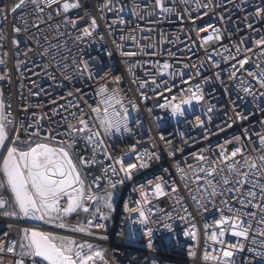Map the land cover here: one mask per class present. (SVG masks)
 Masks as SVG:
<instances>
[{"label": "built area", "instance_id": "1", "mask_svg": "<svg viewBox=\"0 0 264 264\" xmlns=\"http://www.w3.org/2000/svg\"><path fill=\"white\" fill-rule=\"evenodd\" d=\"M16 2L18 0H0V12L6 13V16H0V101L5 105V114L11 113L12 134L15 135V127L21 122L26 127L34 121L40 122V128L28 131H39L41 137L65 132L68 127L65 117L77 124L72 113L79 116L80 109H83L87 114L85 118L92 116L90 109L96 106L99 98L96 95L98 85L104 84L109 89H119L122 103L128 109L130 131L104 137L97 125L95 130L101 131V139L105 143L96 152L98 163L83 168L82 177L91 184L93 190L103 195L108 183L104 169L113 163L104 158L105 148L113 157L127 152L130 146H135L141 155L147 150L160 157L159 160L153 157L147 169L140 170L133 179L117 185L113 209L106 212L109 219L99 221L105 227L88 228L94 235H88L87 232L73 233L43 222L39 226L54 234L69 236L79 243L93 244L94 250L103 252L106 264H205L204 253L214 252L221 247L207 240L205 225H209V233L215 230L214 221L220 215L216 208H222L223 205L219 196L215 201L210 197L201 200L207 185L203 179L194 182L192 169L202 162H198L193 154L202 152L210 161H216L222 145L229 154L234 146H242L246 155H260L257 134L264 133V123H261L264 122V97L260 96L264 89L248 72L258 76L264 71V56L253 43L264 36V17L255 16L256 8L264 7V0H211L209 8L198 10L194 0H189L188 4L183 0H163L165 7L173 9L170 13L157 8L155 0H110L112 10L102 9L105 0H81L82 7L59 15L49 8L37 13L36 6L30 2L13 14L10 9ZM201 2L208 3L209 0ZM49 12L52 13L51 19ZM86 13L97 19L98 28L92 37L75 42L80 31L64 25V18L77 19ZM249 23L251 28L248 27ZM208 25L219 29L221 39L201 46L202 40L198 37L202 38L211 31H205ZM13 26L18 27L20 32H14ZM87 26L88 21L84 20L77 28L82 30ZM13 39L18 41V45L12 44ZM117 45L121 47L117 48ZM236 45H239L241 53L237 59L247 57L248 63L243 69L237 65L235 78H230L236 60L225 61L223 57L228 55L225 47L235 55ZM246 49L254 51L247 52ZM122 52H135L137 55L127 57L122 56ZM215 52L221 55H215ZM81 58L89 62L95 78L89 79L85 75L65 80V75L81 70L82 66L73 67V60L79 62ZM125 61L134 66L132 73H129ZM165 61L172 67L164 76H158L156 63L163 64ZM258 64L261 67L258 68ZM65 65L68 66V72L62 71ZM180 72L184 73L183 78ZM197 72L199 75H196ZM116 76H122L119 85L113 82ZM153 76L161 85L155 92V86L151 84ZM183 80L189 83L184 84ZM142 81H148V85L140 89L139 83ZM163 81H167L171 92L164 90ZM197 83L202 85L205 99L200 104L193 102L192 105L182 106L185 110L183 117H173L170 107H159L165 103V98L171 99L173 95L179 98L181 91ZM242 87H248L252 95L244 92ZM69 92H72L71 96ZM69 101L73 106H69ZM129 101L136 104L135 110ZM178 102L179 99L173 101ZM116 107L119 111V106ZM209 107L213 111L208 112ZM237 113L246 118L238 119ZM197 116L203 121L202 126H197ZM93 123L95 120L90 119L89 125ZM50 129L54 132L50 133ZM246 130L250 135L246 134ZM19 135L22 140L29 139L24 127L20 128ZM161 136L165 139L161 140ZM236 136L241 137L240 142L234 140ZM58 138L67 139L66 136ZM170 151L174 154L169 155ZM72 155L78 163L81 156L92 157V148L84 140H78ZM177 166L183 173L177 171ZM182 174L187 179H182ZM200 175L203 176V173ZM221 175H227L226 168L213 183ZM157 176L163 177L161 183L166 182L167 185L166 194L161 197H156L153 191ZM96 177H100L98 185L92 183ZM107 177L112 182L121 178L113 176L111 171ZM150 180L153 185L148 184ZM142 186L148 204L143 203L140 195ZM172 186L177 187L178 191L172 193ZM246 191L247 188L245 194ZM230 203L240 207L236 200ZM254 203H259V198ZM125 204L129 209L143 210L147 217L146 223L138 222L140 216L137 212L125 211ZM200 204L205 207H200ZM242 210L256 212L257 216L245 217L252 228L249 239L243 241L245 250L235 255L236 264H264V257L255 255V252L264 251L261 247L264 237L255 235L264 229V224L256 222L260 210L255 207ZM89 219H92L91 212L81 211L70 216L69 222L86 224ZM193 224L197 235L195 241L191 239ZM24 227H30L25 219L0 215V240L5 243L19 241L18 230ZM149 229L151 235H145ZM185 231H188V236L184 235ZM6 232L7 237L4 236ZM253 236L255 244L251 243ZM226 239L231 243L237 242V238L230 235ZM149 241L151 248L148 247ZM249 247L254 251L249 252ZM16 251L19 252L18 243ZM189 251L196 255L189 256ZM13 259L11 254H0V264H11ZM27 264H31V260ZM96 264L104 262L97 261Z\"/></svg>", "mask_w": 264, "mask_h": 264}, {"label": "snow or ice", "instance_id": "2", "mask_svg": "<svg viewBox=\"0 0 264 264\" xmlns=\"http://www.w3.org/2000/svg\"><path fill=\"white\" fill-rule=\"evenodd\" d=\"M29 2L36 6L35 11L37 13H43L45 8H49L56 11L57 15L61 14V12L67 13L70 9H79L82 7L81 0H71V2L70 0H18L11 7L10 11L15 14ZM183 2L188 4L189 0H183ZM194 3L196 4L197 10L199 8L206 9L210 7L211 0L208 3H202L201 0H194ZM53 6L57 7L53 8ZM155 6L165 13L173 11L172 8L164 6L163 0H155ZM102 9L112 10L110 0H105ZM120 10L122 9L118 11ZM48 15L49 19H51L52 13L49 12ZM0 16H6V13L0 12ZM255 16L257 18L264 17V7L256 8ZM84 20L88 21V26L82 30L78 29L77 25ZM120 22L123 23L122 20ZM63 24L70 25L73 29L80 31V35L76 37L75 42L92 37L98 28L97 19L91 17L88 13L77 19H69L65 16ZM34 26L38 27V25ZM248 27H252L251 23L248 24ZM208 29H211V31L207 35L202 38L198 37V39L202 40L201 46L221 39L219 29L213 25H208L205 31L207 32ZM13 30L16 33L20 32V29L15 26H13ZM253 43L257 49L261 50L260 54L264 56V36H260ZM12 44L18 45V41L13 39ZM120 47L121 45H117V48ZM235 48L236 53L233 55L225 47L228 55L223 57L225 61L236 60V63L232 65L234 70L229 74L230 78H235L237 65H239L240 69H243L248 63L247 57L237 59L241 55L240 47L236 45ZM246 51L253 52L254 50L246 49ZM121 55L132 57L137 55V53L122 52ZM215 55H221V53L215 52ZM209 59H211V55ZM125 64L128 67L129 73H132L134 66L128 65L127 61H125ZM80 66L82 68L79 72L65 75L64 79L72 80L76 76L83 77L85 75L89 79L95 78L88 61L81 58L77 62L74 59L73 67ZM171 67L167 61L163 64L157 62V75L164 76ZM192 67L195 66L193 65ZM257 67L259 68L261 65L258 64ZM62 71L68 72V66L65 65ZM179 75L183 78L184 73L180 72ZM196 75H199V72ZM248 75L253 79H257L260 88L264 89V71H261L258 76L253 72H248ZM121 79L122 76H116L113 82L119 85ZM133 82L135 83L136 81L134 80ZM183 83L188 84L189 81L183 80ZM151 84L155 86L153 88L154 92L156 88L161 86L157 83L156 76L152 77ZM163 84L165 91H172L167 86V81H163ZM147 85L148 81H142L139 83V88L143 89ZM242 90L252 95V91L248 87H242ZM68 95L71 96L72 92H69ZM96 95L99 98L96 101V106L90 109L92 113L91 117L85 118L87 114L83 109H80L79 116L75 113L71 114L73 119L77 121V124L71 123L65 117V122L68 124L67 130L60 134L45 137H41L39 131H28L31 128L39 129V121L29 122L26 127L21 122L19 125H16L15 135H13L10 129L13 121L9 119L11 113L5 114V105L0 101V149L4 150L0 151V215L18 220L28 219L40 221L43 224L54 225L59 229H68L73 233L87 232L88 235H94V233L88 231V228L103 229L105 227L99 221L109 219L106 212H110L113 209V203L117 196V185L123 184L125 180L133 179L134 175L140 170L147 169L149 167V161L153 157L159 160L160 157L151 151L146 150L144 155H141L135 146H130L127 152L117 157L109 155L105 148L104 158L113 161L112 164L104 169L105 179L108 180V183L103 189V195L93 190L91 184L86 182L81 173L83 168L88 165L98 163L95 159L96 152L105 143V140L101 139V131L104 137H109L113 133H120L121 131L124 133L130 131L128 126V109L122 103L119 89H109L104 84H101L98 85ZM160 95L163 94L160 93ZM260 96L264 97V92H261ZM177 99H179V102L173 103ZM204 99L202 85L197 83L181 91L179 98L175 95L171 96V99L165 98V103L160 104L159 107H170L173 117H183L185 110L182 106L192 105L193 102L200 104ZM129 103L132 104V108L135 110L136 104L131 101ZM69 106H73L71 101H69ZM74 106L77 108L80 107L79 105ZM116 106H119V111ZM207 110L211 112L213 108L209 107ZM237 118L243 120L246 117L237 113ZM90 119L95 120V123L91 126L89 125ZM196 123L197 126L203 125V121L199 116L196 117ZM97 125L101 131L95 130ZM21 127H24L25 135L29 139L22 140L19 135ZM49 131L50 133L54 132L51 129ZM246 134L250 135L247 133V130ZM257 135L260 146V155L257 157L246 155L245 149L242 146H234L229 154L222 145L220 146L216 161H210L209 157L205 156L202 152L193 154L198 162H202L198 163L196 169H192V175L195 177L194 182H199L203 179L207 185L204 195L201 196V200L210 197L212 201H215L219 196L221 197L220 203L223 205L222 208H216V211L220 215L214 221L215 230L209 233V225H205L207 240H210L212 244L221 245L214 252L206 251L204 253L203 260L205 264H236L235 255L237 252L245 250L243 241L249 239L252 228V225L248 223L245 217L256 218L257 216L256 212H245L242 209L246 207L258 208L260 215L256 222L258 224H264V133H258ZM59 136H66L67 139H59ZM160 139L164 140L165 138L161 136ZM78 140H84L92 148V157L87 158L81 156L78 158L77 163L73 159L72 151ZM234 140L240 142L241 137L236 136ZM226 143H231V141H226ZM20 145H23V147ZM173 154V152H169V155ZM205 164H210L211 166L205 167ZM189 168H191V165H189ZM225 168L227 169V175H221V178L213 183L218 174L224 173ZM243 168H246L247 171L242 172L241 169ZM109 171H111L113 176H119L121 178L112 182L107 177ZM177 171L183 173V170L179 166H177ZM200 173H203V176ZM182 179H187V176L182 174ZM162 180L163 177L161 176L155 178L156 182L154 183L153 191L156 197H161L166 194L165 187L167 185L166 182L161 183ZM99 181L100 177H96L92 183L98 185ZM148 184L153 185V181H148ZM245 188H247L246 194ZM254 189H258V191ZM177 191V187L172 186L171 192L175 193ZM140 195L143 198V203L148 204L149 201L143 186L141 187ZM257 198H259V203H254ZM193 199L195 200L196 197H193ZM231 200H236L240 207H234L230 203ZM137 203L139 204L141 201H137ZM213 206L215 207V205ZM124 207L125 211L137 212L139 214L140 220L138 222L140 224L146 223L147 217L143 210L140 208L129 209L127 204ZM200 207H205V205L200 204ZM81 211L83 213L91 212L92 219L87 220L86 224L79 221L76 224H71L69 217ZM11 227L9 225V229ZM191 227L193 229L191 239L195 241L197 239L195 225L193 224ZM18 235L19 241H8L5 243L0 240V254H11L14 257L11 264H27L28 260H31V264H96L97 261H102L106 264L103 252L94 250L93 244L87 242L79 243L69 236L54 234L39 225L19 229ZM145 235L150 236L151 229L146 231ZM184 235L188 236V231H185ZM227 235L237 238V242H229L226 239ZM255 235L264 237V229ZM4 236L7 237L8 233H4ZM100 238L106 239V237ZM17 243L20 249L19 252L16 251ZM251 243H256L254 236ZM148 247H152L151 241H149ZM261 247L264 248V240L261 241ZM247 250L249 252L254 251L251 247ZM188 254L189 256L196 255L193 251H189ZM255 255L264 257V251L255 252Z\"/></svg>", "mask_w": 264, "mask_h": 264}, {"label": "water", "instance_id": "3", "mask_svg": "<svg viewBox=\"0 0 264 264\" xmlns=\"http://www.w3.org/2000/svg\"><path fill=\"white\" fill-rule=\"evenodd\" d=\"M0 151H4L3 149H0ZM26 223L29 225V226H33V225H40V221H34V220H28V219H25Z\"/></svg>", "mask_w": 264, "mask_h": 264}, {"label": "rangeland", "instance_id": "4", "mask_svg": "<svg viewBox=\"0 0 264 264\" xmlns=\"http://www.w3.org/2000/svg\"><path fill=\"white\" fill-rule=\"evenodd\" d=\"M141 245H143V243ZM19 251H20V249H19Z\"/></svg>", "mask_w": 264, "mask_h": 264}]
</instances>
